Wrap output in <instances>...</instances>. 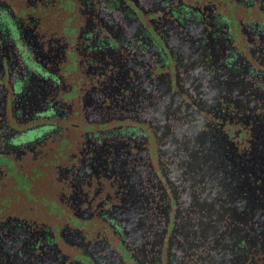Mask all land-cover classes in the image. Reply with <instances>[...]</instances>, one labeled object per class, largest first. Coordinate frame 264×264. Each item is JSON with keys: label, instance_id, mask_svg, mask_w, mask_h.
Segmentation results:
<instances>
[{"label": "flooded vegetation", "instance_id": "flooded-vegetation-1", "mask_svg": "<svg viewBox=\"0 0 264 264\" xmlns=\"http://www.w3.org/2000/svg\"><path fill=\"white\" fill-rule=\"evenodd\" d=\"M0 264H264V0H0Z\"/></svg>", "mask_w": 264, "mask_h": 264}, {"label": "water", "instance_id": "water-1", "mask_svg": "<svg viewBox=\"0 0 264 264\" xmlns=\"http://www.w3.org/2000/svg\"><path fill=\"white\" fill-rule=\"evenodd\" d=\"M182 157H185V155H182ZM180 163L182 164V165H184V161L183 160H180ZM197 165V164H196ZM182 173L184 174V175H186L187 174V171H182ZM201 178V177H200Z\"/></svg>", "mask_w": 264, "mask_h": 264}]
</instances>
